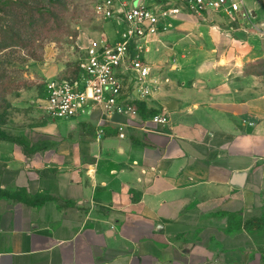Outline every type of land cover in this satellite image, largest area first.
I'll use <instances>...</instances> for the list:
<instances>
[{"label":"crops","instance_id":"obj_1","mask_svg":"<svg viewBox=\"0 0 264 264\" xmlns=\"http://www.w3.org/2000/svg\"><path fill=\"white\" fill-rule=\"evenodd\" d=\"M239 1L227 16L129 0L181 13L148 39L156 90L125 138L87 114L45 115L47 161L0 140V264H264L259 232L235 223L264 211V80L248 74L264 60V0Z\"/></svg>","mask_w":264,"mask_h":264},{"label":"rangeland","instance_id":"obj_2","mask_svg":"<svg viewBox=\"0 0 264 264\" xmlns=\"http://www.w3.org/2000/svg\"><path fill=\"white\" fill-rule=\"evenodd\" d=\"M97 1L0 0V140L20 145L28 162L49 160L55 144L42 129L49 123L46 82L55 75L74 77L89 41L112 39L114 28L120 29L96 14ZM248 74L264 80V63ZM81 132L94 131L85 125ZM235 223L259 232L264 242V211Z\"/></svg>","mask_w":264,"mask_h":264},{"label":"built area","instance_id":"obj_3","mask_svg":"<svg viewBox=\"0 0 264 264\" xmlns=\"http://www.w3.org/2000/svg\"><path fill=\"white\" fill-rule=\"evenodd\" d=\"M189 12L201 15L214 12L235 16L242 11L238 0H184ZM96 14L116 24L114 37L91 39L85 58L74 77H59L46 83L43 111L52 121H66L81 115L98 114L99 135L109 123H116L119 137L139 113L137 103L150 98L156 90L151 79L152 67L146 62L150 36L164 27L160 20L181 13L177 8L154 9L129 0H98ZM122 118L124 121H117ZM149 123L166 126L167 119L157 115Z\"/></svg>","mask_w":264,"mask_h":264},{"label":"trees","instance_id":"obj_4","mask_svg":"<svg viewBox=\"0 0 264 264\" xmlns=\"http://www.w3.org/2000/svg\"><path fill=\"white\" fill-rule=\"evenodd\" d=\"M23 9V8H22ZM263 64L264 63V60H261V61H259L258 62V64ZM137 106L140 108L141 107V109H140V111H141V114H143V115H145L146 114V110L144 109V108H142V104H140V103H137ZM144 107V106H143Z\"/></svg>","mask_w":264,"mask_h":264},{"label":"water","instance_id":"obj_5","mask_svg":"<svg viewBox=\"0 0 264 264\" xmlns=\"http://www.w3.org/2000/svg\"><path fill=\"white\" fill-rule=\"evenodd\" d=\"M138 5V4H137Z\"/></svg>","mask_w":264,"mask_h":264}]
</instances>
